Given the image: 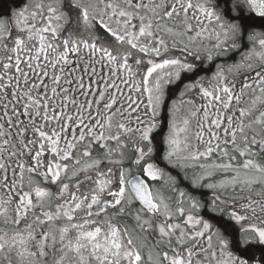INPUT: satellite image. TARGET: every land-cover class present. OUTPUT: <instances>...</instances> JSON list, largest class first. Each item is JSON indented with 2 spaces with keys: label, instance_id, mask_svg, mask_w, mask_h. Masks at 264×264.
<instances>
[{
  "label": "snow or ice",
  "instance_id": "snow-or-ice-1",
  "mask_svg": "<svg viewBox=\"0 0 264 264\" xmlns=\"http://www.w3.org/2000/svg\"><path fill=\"white\" fill-rule=\"evenodd\" d=\"M0 264H264V0H0Z\"/></svg>",
  "mask_w": 264,
  "mask_h": 264
}]
</instances>
